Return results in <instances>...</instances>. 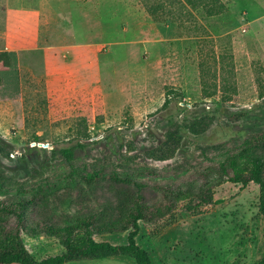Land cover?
Instances as JSON below:
<instances>
[{"label": "rangeland", "instance_id": "374dc122", "mask_svg": "<svg viewBox=\"0 0 264 264\" xmlns=\"http://www.w3.org/2000/svg\"><path fill=\"white\" fill-rule=\"evenodd\" d=\"M55 5L50 20L44 14L39 46L19 54V94L4 98L0 88V170L10 183L31 186L69 170L61 155L54 159L41 150L78 143L85 148L77 151L75 163L90 170L181 167L191 175L208 165L202 150L229 149L241 136L264 130V0H56ZM3 7L0 0V32ZM9 53L0 34L1 71L12 66ZM167 99L172 100L166 105ZM247 110L252 112L237 118ZM208 112L214 121L207 132L195 135L185 128ZM171 133L179 147L172 158L158 161ZM216 192L218 204L183 217L156 238L159 228L141 223L137 241L154 264L261 263L259 187L225 183ZM46 193L48 200L29 222L113 215L119 202L114 189L91 192L64 184ZM34 229L28 225L22 233L30 254L42 260L64 252L58 239ZM127 236L96 240L119 245ZM68 264L136 262L121 256Z\"/></svg>", "mask_w": 264, "mask_h": 264}, {"label": "trees", "instance_id": "16d2710c", "mask_svg": "<svg viewBox=\"0 0 264 264\" xmlns=\"http://www.w3.org/2000/svg\"><path fill=\"white\" fill-rule=\"evenodd\" d=\"M9 54L12 66L0 70V88L3 89L4 98L16 96L20 91L18 56L15 52ZM222 81L225 90L227 79ZM11 86L15 88L14 94L7 93ZM168 94L173 92L169 91ZM170 100L167 99L166 105ZM250 112L242 111L236 115L241 118ZM213 121L208 112L185 128L200 135L207 132ZM239 140L229 149L221 146L214 149L213 153L202 150L203 161H207L208 165L199 167L191 175H187L190 171L188 168L181 167L162 172L150 167L118 170L102 165L90 170L87 166L80 167L75 163L77 151L85 148L81 143L60 150H41L51 152L54 159L58 154L61 155L60 158L70 165L69 170L53 179L42 177L31 186L13 184L0 170V198H4L0 201V264H67L120 256L130 257L136 264H154L149 252L137 241L141 223L158 227L159 230L153 235L156 238L165 228L183 217L200 214L218 204L220 200L215 198L216 191L225 183L242 187L251 183L257 185L260 190L259 212L264 222V130L247 137L241 136ZM168 141L164 145V154L156 155L158 161L172 158L177 151L179 144L175 143L179 141L175 133L170 134ZM0 150H4L1 144ZM64 184L85 187L91 192L100 188L110 193L111 189L118 190L114 200L119 202L113 206L117 212L113 215L96 212L76 217L65 216L60 223L45 220L29 222V216H34L36 207L48 200L46 191H53ZM28 225L36 228V234L58 239L64 252L42 260L34 257L22 238ZM124 233L128 234L125 244L114 245L96 240V236ZM260 264H264V256Z\"/></svg>", "mask_w": 264, "mask_h": 264}, {"label": "crops", "instance_id": "0c3cea01", "mask_svg": "<svg viewBox=\"0 0 264 264\" xmlns=\"http://www.w3.org/2000/svg\"><path fill=\"white\" fill-rule=\"evenodd\" d=\"M55 1L4 0L5 28L0 34L7 43L8 50L17 53L18 60L20 52L29 51L39 46L44 14L48 13V20H50V16L53 12L55 13Z\"/></svg>", "mask_w": 264, "mask_h": 264}]
</instances>
